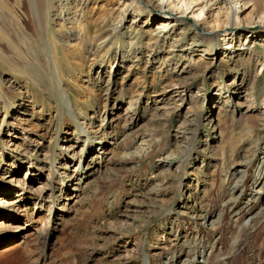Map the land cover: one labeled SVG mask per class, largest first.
Returning a JSON list of instances; mask_svg holds the SVG:
<instances>
[{
	"label": "rangeland",
	"instance_id": "rangeland-1",
	"mask_svg": "<svg viewBox=\"0 0 264 264\" xmlns=\"http://www.w3.org/2000/svg\"><path fill=\"white\" fill-rule=\"evenodd\" d=\"M42 1L0 0V264H264V0Z\"/></svg>",
	"mask_w": 264,
	"mask_h": 264
},
{
	"label": "bare ground",
	"instance_id": "bare-ground-1",
	"mask_svg": "<svg viewBox=\"0 0 264 264\" xmlns=\"http://www.w3.org/2000/svg\"><path fill=\"white\" fill-rule=\"evenodd\" d=\"M162 1V0H161ZM211 1V0H210ZM209 0H208V2H210ZM37 6H36V8L38 9V10H44L45 8L47 9V8H49V4L50 3H45L44 1H42V0H37ZM206 4H207V2H206ZM216 4V3H215ZM204 6H205V4H204ZM59 12H61V11H59ZM230 12H231V8H227L226 10H224V8L223 7H221V6H218V8H217V10H216V13H215V15H216V17H215V28H216V30L217 29H219V28H221V27H223V24L221 25V22H220V20L218 21V18L217 17H219V15L221 14V13H224V15H226L227 17H229L230 16ZM59 14H61V13H59ZM263 14V18H264V11H262L261 12V15ZM43 19H38V20H36V22H35V20L33 19V21H31V20H29L28 22H27V24H28V26H30L31 27V29L34 31V32H37V31H39V29L40 28H42L43 29ZM39 22V23H38ZM204 23H208L207 21H203ZM162 25V27H164V26H168L169 25V23L167 24L166 23V21H163V23L161 24ZM2 26V25H1ZM51 39H52V43H51V45L53 46V50L55 51V53L57 54L58 53V51H56V50H58V44L53 40V38L51 37ZM208 39V38H207ZM209 39L211 40V41H213V37H209ZM41 43H43L42 41L40 42V44ZM44 44V43H43ZM239 45H241V44H239ZM233 47H235V45L234 46H229V48L228 49H230V48H233ZM227 49V48H226ZM227 49V50H228ZM254 49V48H253ZM251 47H248L247 48V55L249 56V58L251 59L252 57V54L254 53V50H253ZM243 52H245V51H243ZM38 53H40L41 54V51H39ZM33 57L34 56H36L37 55V53H36V55L35 54H31ZM39 55V54H38ZM37 55V56H38ZM255 55V54H254ZM257 58V57H256ZM54 59L55 60H58V58H57V56L56 55H54ZM257 60V59H256ZM12 65V64H11ZM15 66V65H14ZM19 66V65H18ZM14 69V68H13ZM1 86V85H0ZM0 96L2 97L3 96V94L0 92ZM4 97V96H3ZM5 101V100H4ZM9 102V101H8ZM1 225V224H0ZM1 229V228H0ZM44 229H45V226H42V227H40L39 229H37V231H35L36 232V234H34V236L35 237H39L40 238V240H41V235L42 234H44L43 235V237H45V232H44ZM1 235V234H0ZM34 237V238H35ZM37 241V240H36ZM45 242H46V240H45ZM38 243V242H37ZM43 245H44V241L42 240V242H41V245H39V247L41 248V251H42V247H43ZM40 251V252H41Z\"/></svg>",
	"mask_w": 264,
	"mask_h": 264
}]
</instances>
